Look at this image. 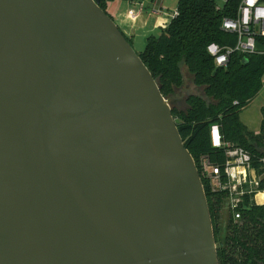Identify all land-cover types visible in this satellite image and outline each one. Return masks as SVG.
Here are the masks:
<instances>
[{
	"label": "water",
	"instance_id": "1",
	"mask_svg": "<svg viewBox=\"0 0 264 264\" xmlns=\"http://www.w3.org/2000/svg\"><path fill=\"white\" fill-rule=\"evenodd\" d=\"M0 264H219L172 98L100 0H0Z\"/></svg>",
	"mask_w": 264,
	"mask_h": 264
},
{
	"label": "trees",
	"instance_id": "2",
	"mask_svg": "<svg viewBox=\"0 0 264 264\" xmlns=\"http://www.w3.org/2000/svg\"><path fill=\"white\" fill-rule=\"evenodd\" d=\"M111 1L114 0H100V6L107 13ZM177 9L178 15L158 33L151 34L137 52L158 80L165 97L175 96L183 86L185 68L194 77L195 86L203 88V96L187 97L186 109L173 106L185 146L200 171L199 161L204 155L222 163L224 151L214 147L210 137L211 124L216 122L221 124L225 140L261 156L264 154V107L258 133L242 122L240 113L263 87L264 54H235L226 66H216L207 46L212 42L221 45L236 42V37L221 27L223 18L231 15L227 6L220 10L216 0H180ZM126 37L134 46L133 40ZM202 180L213 219L219 264H264V204L243 209L241 218L236 220L231 211L223 208L225 194L213 192L209 180L205 177Z\"/></svg>",
	"mask_w": 264,
	"mask_h": 264
},
{
	"label": "built area",
	"instance_id": "3",
	"mask_svg": "<svg viewBox=\"0 0 264 264\" xmlns=\"http://www.w3.org/2000/svg\"><path fill=\"white\" fill-rule=\"evenodd\" d=\"M220 10L227 8L231 15L223 18L222 29L233 34V45L212 42L207 46L216 66H226L235 54L245 56L264 54V0H216ZM164 13V9L161 10ZM129 14H135L134 9ZM178 15L175 9L172 18ZM211 142L222 148L224 161L214 162L210 156L200 158L201 176L209 180L213 192L225 194L223 208L231 211L234 219L253 204H259L258 194L264 192V154L253 155L245 147L225 140L220 123L210 127Z\"/></svg>",
	"mask_w": 264,
	"mask_h": 264
},
{
	"label": "crops",
	"instance_id": "4",
	"mask_svg": "<svg viewBox=\"0 0 264 264\" xmlns=\"http://www.w3.org/2000/svg\"><path fill=\"white\" fill-rule=\"evenodd\" d=\"M156 2V0H114L108 3V13L113 17L122 32L131 38L139 49L145 45L151 34L158 33L161 28L170 23L169 20H165L168 15L164 14L163 11H159L161 9L157 7ZM130 9H134L135 14H129ZM185 70V82L182 87L177 89L175 95V97L180 98L171 97L173 106L179 109H186V99L189 95L198 94L203 96L204 93L203 88L195 86L194 77L188 74L187 68ZM259 131L260 129L253 132L258 133Z\"/></svg>",
	"mask_w": 264,
	"mask_h": 264
},
{
	"label": "rangeland",
	"instance_id": "5",
	"mask_svg": "<svg viewBox=\"0 0 264 264\" xmlns=\"http://www.w3.org/2000/svg\"><path fill=\"white\" fill-rule=\"evenodd\" d=\"M157 7L159 9H164V14L168 15L166 21H171L172 14L175 9L178 8V4L180 0H156ZM171 17V19H170ZM136 51L139 50L137 44H134ZM202 93V92H200ZM264 107V76H263V87L259 91V93L252 99V101L245 106L240 113L241 120L251 131H258L261 125L262 119V108ZM259 202L260 199L257 198ZM264 203V201H261ZM259 202V203H261ZM223 227L221 229V234L225 233V218L222 220Z\"/></svg>",
	"mask_w": 264,
	"mask_h": 264
},
{
	"label": "bare ground",
	"instance_id": "6",
	"mask_svg": "<svg viewBox=\"0 0 264 264\" xmlns=\"http://www.w3.org/2000/svg\"><path fill=\"white\" fill-rule=\"evenodd\" d=\"M257 198H259V199H260V201H259V202H261V201H264V192H262V193L258 194Z\"/></svg>",
	"mask_w": 264,
	"mask_h": 264
}]
</instances>
